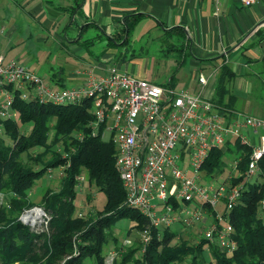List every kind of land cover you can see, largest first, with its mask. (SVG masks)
I'll use <instances>...</instances> for the list:
<instances>
[{"label": "trees", "instance_id": "1", "mask_svg": "<svg viewBox=\"0 0 264 264\" xmlns=\"http://www.w3.org/2000/svg\"><path fill=\"white\" fill-rule=\"evenodd\" d=\"M74 8V5L59 7L67 13ZM140 17L141 13L125 14L112 36L106 38L107 45L121 40L125 34L119 42L120 45L126 42ZM170 31L183 34L177 27H170L164 33ZM258 32L257 29L254 34ZM263 38L258 37L257 41ZM93 41L94 37H86L79 43L87 47ZM248 43L244 46L251 44ZM182 48L183 42L177 50ZM118 58L123 60L122 56L118 55ZM249 62L256 63L259 72L264 73V52L257 59H244V63ZM233 74L231 66L222 59L215 74L210 102L223 119H229L237 112L233 106L235 96L229 89ZM52 80L48 81L58 87L63 86L58 80ZM158 84L173 86L171 75ZM12 100L15 117L0 119V192L9 194L5 204L0 202V264H82L84 256L90 257L95 264H264V219L257 209L264 195V151L256 161L253 180L248 179L253 174L246 176L243 172L250 149L237 139L212 146L202 159L200 174L208 178L226 167L222 157L231 156L233 159L232 156L236 155L233 159L236 175L223 179L227 186H240L234 205L225 210L222 199L215 205L214 211L205 202L200 201L198 205L204 207L206 213H211L217 225L225 223L231 227L230 237L234 246L229 252H223L216 241L208 242L198 232L200 229L197 232L189 229L195 239L192 242L180 238L178 232L169 227L155 230L149 225L147 217L124 203V191L113 164L114 144L110 138L99 137L101 125L95 133L92 131L88 124L93 119L88 111V100L67 105L39 103L21 99L17 92ZM20 124H29L30 128L26 132L18 127ZM52 144H59L64 154L50 149ZM35 147L41 150L27 153ZM22 152H25V158L21 157ZM51 167H61L59 184L56 189L46 188L41 193L37 205L46 215L43 219L45 225L32 229L28 223L17 219L32 205L25 189H29L34 180ZM78 176L85 179L87 186L94 185L97 191L104 194L101 209L92 216L74 213L72 202ZM85 198L88 199V196ZM216 212L222 217L221 222L214 217ZM121 216L130 219L131 228L138 231V240L132 245L120 241L117 251L111 249L115 255L110 262H106L104 259L108 251L104 254L103 247L108 241V230ZM145 228L150 235L142 244L140 233ZM109 237L114 243L115 237Z\"/></svg>", "mask_w": 264, "mask_h": 264}, {"label": "built area", "instance_id": "2", "mask_svg": "<svg viewBox=\"0 0 264 264\" xmlns=\"http://www.w3.org/2000/svg\"><path fill=\"white\" fill-rule=\"evenodd\" d=\"M238 1L245 7L260 0ZM195 79L201 87L206 83L200 72ZM15 92L21 99L39 103L67 105L88 100L92 131L105 126L114 144L113 164L124 191V203L147 217L155 230L168 228L174 222L184 226L198 224V232L208 242L216 241L221 251L233 248L231 227L225 223L217 225L211 213L198 205L205 202L214 211L222 199L226 210L234 205L240 186H227L223 179L220 183L205 182L200 165L212 146L237 139L250 149L243 172L252 175L264 151L263 118L237 111L231 118L223 119L210 98L200 92L191 94L184 87L176 89L133 78L114 65L100 74L86 70L81 83L58 87L0 53V119L15 117ZM253 134L258 136L256 143ZM228 163L226 177L235 176L236 162ZM77 179L76 186L82 180L81 176ZM257 209L264 219V195ZM41 214L45 218L43 211ZM214 217L222 221L217 212ZM149 235L147 228L142 229L139 241L144 244ZM114 255L108 251L104 260L110 262Z\"/></svg>", "mask_w": 264, "mask_h": 264}, {"label": "rangeland", "instance_id": "3", "mask_svg": "<svg viewBox=\"0 0 264 264\" xmlns=\"http://www.w3.org/2000/svg\"><path fill=\"white\" fill-rule=\"evenodd\" d=\"M19 2V0H0V28L2 27L0 30V53L4 58L12 59L17 63L23 64L29 70L37 72L38 75L46 80H52V76L60 75L63 86H72L73 81L68 78V74L74 68L79 69L78 65L81 57L77 56L72 46L70 47L68 44H65V47L62 46V39L58 37V24L54 22L51 24L37 22L33 16L31 18L26 14L29 11L28 6H22ZM263 7L264 0H260L258 3H252L245 7L238 6L236 8V11H234L236 18L250 17V23H248L246 29H243V36L264 17ZM142 24L139 22L134 30L129 32L125 40L126 42L122 45L106 46L104 45L106 44V40H103L104 37L98 39L91 48V56H97L98 52L106 46L107 50L104 52L108 56L109 65H114L125 73L128 72L133 78H143L153 83H163L171 75L176 89L183 86L187 87L188 92L192 93L196 88L195 74L198 73L199 68L197 65L192 66L190 64L189 61L192 54L185 46L180 51L177 50L184 41L182 36L186 39L185 31L183 30V34L172 31L165 34L161 26H158L150 18H147L145 24ZM258 29L259 32L255 35L254 40H257V37L264 36V20L261 21ZM95 33H98L97 30L89 26L86 31L81 33V38ZM118 55L122 56L123 60L120 61ZM201 62L204 68H208L207 61ZM202 73L205 72L202 71ZM229 89L235 96L233 106L236 110L239 109V111L247 115L252 114L264 119V73L259 72L256 63L249 62L243 68L242 73H236L235 78L230 82ZM18 127H21L26 132L30 128L29 124H20ZM96 131L97 129L94 130V132ZM108 132V129L102 126L99 137L101 139H109ZM257 140L258 136L253 134V142L256 143ZM60 148L59 144H52L50 149H54L62 155L64 152H61ZM40 150V147H35L29 149L27 153L33 154ZM25 156V152H22L21 157L25 158ZM47 156L48 154L45 157ZM232 158H236V155H233ZM222 159L226 163V167L220 172H216L214 177H204L205 182L212 184L220 183L226 177L228 161L234 162L235 160L231 159V156H224ZM60 172L61 167H51L44 175L38 176L29 189H25V194L32 204L29 209L32 208L34 210L40 207L37 205V202H39L44 189L48 188L50 190L58 187ZM254 176L255 174L248 179L253 180ZM81 179L80 185L74 189L75 197L72 202L74 213L76 215L92 216L96 210L101 209L105 197L102 192L96 190L94 185L87 186L82 176ZM86 195L88 199L85 198ZM8 198L9 194L0 192V202L2 204H5ZM43 219V214L40 213L38 215L36 210V212L30 214V218H27L25 222L32 229H38L44 227ZM193 226L192 229V226H182L181 223L174 222L169 228L170 230L177 231V236L180 238L185 239L187 242H192L195 239L190 233L193 230L197 232L198 224H194ZM131 227L132 222L129 218L124 216L119 217L113 227H110L108 230L111 234L108 233V241L105 247H103V253L105 254L111 249L116 250L122 240H127L123 243L125 245H128V242L131 245L132 242H137L138 231ZM109 235L115 237L114 243ZM81 261L82 264H95L87 256H84Z\"/></svg>", "mask_w": 264, "mask_h": 264}, {"label": "crops", "instance_id": "4", "mask_svg": "<svg viewBox=\"0 0 264 264\" xmlns=\"http://www.w3.org/2000/svg\"><path fill=\"white\" fill-rule=\"evenodd\" d=\"M19 1L22 6H28L29 11L26 14L31 18L34 17L37 22L42 24L54 22L58 24V37L62 39V46L65 47V44L72 46L77 56L81 57L78 65L79 69L74 68L68 74V78L73 81V85L79 84L85 79L86 70H90L94 74H100L106 67L111 66L108 63V56L104 52L107 50L105 40L112 36L119 24L123 22L124 15L129 12L141 13V17L134 24L132 31L139 22L145 24L147 18L153 19L158 26H161L163 32L170 27H177L185 31L186 39L183 37V47L185 46L192 54L189 62L192 66L197 65L199 68L198 73L200 72L206 79V83L202 87L195 79L196 88L194 87L192 93L189 92L191 94L200 92L203 97L208 99L212 96L216 81L215 74L222 59L227 63L229 62L234 73V79L236 73H242L243 68L246 67V63H244L246 57L257 59L264 52V38L261 41L254 40V32L259 25L250 31L255 26L253 25L248 30L246 38L242 35L243 29H246L248 23H250V17H242L241 19L235 17L234 11L238 6L241 7L237 0ZM70 5L75 6L70 13L59 9L61 6L70 7ZM89 26L97 30L98 33L86 36L94 37V41L92 45L85 47V44L79 43V41L86 38H81V33L86 31ZM102 38L106 42L104 44L106 46L98 52L97 56H91V48L98 39ZM242 38L244 40L237 44ZM121 40L119 41L121 42ZM119 41H113L112 45H120ZM248 42L251 44L245 47L249 44ZM242 46L245 48H242ZM201 61H207L208 68H204ZM202 71L205 73H202ZM54 80H58L62 84L60 75L53 76L52 81ZM184 88L188 90L187 87ZM236 111H239V109Z\"/></svg>", "mask_w": 264, "mask_h": 264}, {"label": "water", "instance_id": "5", "mask_svg": "<svg viewBox=\"0 0 264 264\" xmlns=\"http://www.w3.org/2000/svg\"><path fill=\"white\" fill-rule=\"evenodd\" d=\"M263 20H264V17H263L260 21H258V23H256L255 26H253V27L250 29V31H252V30L255 29L258 25H260V24H261V21H263ZM248 32H249V31H247V33L244 35V38L247 37ZM185 34H186V33H185ZM244 38H242V40L240 39V40L238 41L237 44H239L240 42H242V41L244 40ZM37 208L39 209L40 213H42L43 209L40 208V207H37ZM37 208H36V209H37ZM32 212H33V209H32V208H30V209L27 208V209L24 210L23 213H21V214L17 217V219H18L20 222L24 223L25 220H26L28 217H30V214H31Z\"/></svg>", "mask_w": 264, "mask_h": 264}, {"label": "bare ground", "instance_id": "6", "mask_svg": "<svg viewBox=\"0 0 264 264\" xmlns=\"http://www.w3.org/2000/svg\"><path fill=\"white\" fill-rule=\"evenodd\" d=\"M36 210H37V213H38V215H39V214H40V211H39L38 208H37V209H34L33 212H36ZM28 218H30V217H28Z\"/></svg>", "mask_w": 264, "mask_h": 264}]
</instances>
